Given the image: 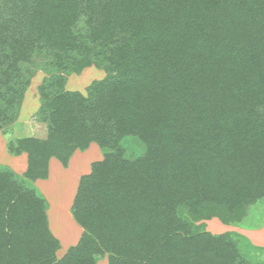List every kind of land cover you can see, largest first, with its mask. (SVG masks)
I'll return each mask as SVG.
<instances>
[{
	"label": "trees",
	"instance_id": "1",
	"mask_svg": "<svg viewBox=\"0 0 264 264\" xmlns=\"http://www.w3.org/2000/svg\"><path fill=\"white\" fill-rule=\"evenodd\" d=\"M36 58L47 136L10 144L27 182L0 168V264H252L203 220L242 222L264 198V0H0V125ZM94 64L106 76L86 95L66 88ZM127 136L141 156L125 157ZM92 143L107 150L79 180L84 233L58 258L28 181Z\"/></svg>",
	"mask_w": 264,
	"mask_h": 264
},
{
	"label": "rangeland",
	"instance_id": "2",
	"mask_svg": "<svg viewBox=\"0 0 264 264\" xmlns=\"http://www.w3.org/2000/svg\"><path fill=\"white\" fill-rule=\"evenodd\" d=\"M33 62L34 68L30 72L29 84L23 91L17 109L11 111L12 121L0 125V168L13 172L23 182L28 180L25 177L28 155L13 154L10 151V144L24 137L43 139L47 136V124L38 119V111L42 106L40 87L48 78L49 64L41 58H36ZM105 76V70L94 64L85 68L81 74L68 75L66 88L81 91L86 95L89 86ZM121 146L128 159L141 156L146 149V144L134 136L124 137ZM106 150L97 143H92L86 150H76L67 167H64L57 158H52L50 165L53 171L48 179L28 181L38 189L47 202L49 227L61 243L57 252L58 258L63 257L84 233V229L72 214L73 202L81 176L90 172L93 162L103 159ZM203 223L206 230L215 235L224 233L239 235L237 244L241 254L252 264H264V198L251 207L242 222L226 224L214 217L203 220ZM98 264H109V256L103 255Z\"/></svg>",
	"mask_w": 264,
	"mask_h": 264
},
{
	"label": "crops",
	"instance_id": "3",
	"mask_svg": "<svg viewBox=\"0 0 264 264\" xmlns=\"http://www.w3.org/2000/svg\"><path fill=\"white\" fill-rule=\"evenodd\" d=\"M89 165V164H88ZM52 171H53V168H52V166L50 165V176L52 175ZM89 173V172H88ZM84 174H86V173H84ZM75 245V244H74Z\"/></svg>",
	"mask_w": 264,
	"mask_h": 264
}]
</instances>
